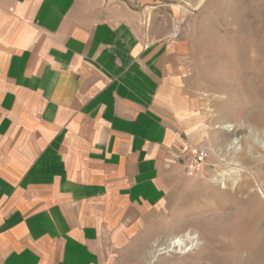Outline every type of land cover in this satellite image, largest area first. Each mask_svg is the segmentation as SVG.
Masks as SVG:
<instances>
[{
	"label": "crops",
	"instance_id": "obj_1",
	"mask_svg": "<svg viewBox=\"0 0 264 264\" xmlns=\"http://www.w3.org/2000/svg\"><path fill=\"white\" fill-rule=\"evenodd\" d=\"M158 16L0 0V264H184L146 239L201 148L189 49Z\"/></svg>",
	"mask_w": 264,
	"mask_h": 264
},
{
	"label": "rangeland",
	"instance_id": "obj_2",
	"mask_svg": "<svg viewBox=\"0 0 264 264\" xmlns=\"http://www.w3.org/2000/svg\"><path fill=\"white\" fill-rule=\"evenodd\" d=\"M118 1L165 18L170 38L187 45L207 153L201 172L185 176L182 198L178 188L171 192L146 239L184 264H264V0H200L193 9L174 0ZM173 239L181 246L163 251Z\"/></svg>",
	"mask_w": 264,
	"mask_h": 264
},
{
	"label": "built area",
	"instance_id": "obj_3",
	"mask_svg": "<svg viewBox=\"0 0 264 264\" xmlns=\"http://www.w3.org/2000/svg\"><path fill=\"white\" fill-rule=\"evenodd\" d=\"M176 36V35H174ZM207 159L205 150L198 147H190L186 150L185 176L193 178L199 174Z\"/></svg>",
	"mask_w": 264,
	"mask_h": 264
},
{
	"label": "bare ground",
	"instance_id": "obj_4",
	"mask_svg": "<svg viewBox=\"0 0 264 264\" xmlns=\"http://www.w3.org/2000/svg\"><path fill=\"white\" fill-rule=\"evenodd\" d=\"M234 144H235V142H233V145ZM258 144H259L260 147L264 148V143L263 142H258ZM180 244H181L180 240L173 239V240H171L169 242V244H167V246L163 249V251H170L174 247H180L181 246ZM187 250H189V248L185 249L184 251H187Z\"/></svg>",
	"mask_w": 264,
	"mask_h": 264
}]
</instances>
